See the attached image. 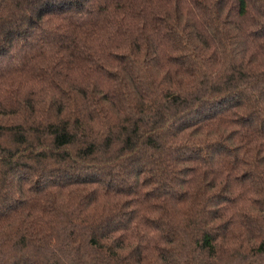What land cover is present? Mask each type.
I'll return each instance as SVG.
<instances>
[{
    "label": "trees",
    "instance_id": "1",
    "mask_svg": "<svg viewBox=\"0 0 264 264\" xmlns=\"http://www.w3.org/2000/svg\"><path fill=\"white\" fill-rule=\"evenodd\" d=\"M0 264H264V0H0Z\"/></svg>",
    "mask_w": 264,
    "mask_h": 264
}]
</instances>
